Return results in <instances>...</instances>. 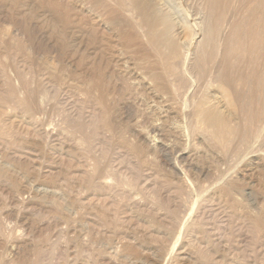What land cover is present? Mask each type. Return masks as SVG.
<instances>
[{
    "label": "rangeland",
    "instance_id": "rangeland-1",
    "mask_svg": "<svg viewBox=\"0 0 264 264\" xmlns=\"http://www.w3.org/2000/svg\"><path fill=\"white\" fill-rule=\"evenodd\" d=\"M56 1L0 0V264H264V119L228 148L193 132L201 82L187 71L182 90L144 89L141 54L153 51L121 46L112 29L101 37L90 0ZM171 4L192 28L174 36L189 68L211 18L200 0ZM117 51L139 76H119ZM161 137L170 150L157 149Z\"/></svg>",
    "mask_w": 264,
    "mask_h": 264
},
{
    "label": "bare ground",
    "instance_id": "bare-ground-1",
    "mask_svg": "<svg viewBox=\"0 0 264 264\" xmlns=\"http://www.w3.org/2000/svg\"><path fill=\"white\" fill-rule=\"evenodd\" d=\"M58 1L59 0H57L56 2H58ZM200 1H202V3L204 4V6L207 10V13L209 15L208 19L209 18H211V19H209L210 23L206 24V25H208V28H205V29H207V35L204 34L205 35L204 38L205 37L206 38L201 42L200 47H199L200 48L199 52L197 51V55H195V57L193 58V62H191L192 65L189 68L188 67L186 68L185 63H186L188 57H187V55H185V54H187V52L185 54L183 53V51L186 50V49H184V50L182 49V45H184V43L182 42L183 44L181 45L180 44L181 41L179 42L178 41L179 39L178 40L175 39L174 36L177 37L176 35H179L185 31L190 33V32H192V28H191V25L189 24V22L185 18H183V17L181 18L179 16H178L179 18H177V16H175L174 11L172 10V8H173L172 4H171L172 0H90V2L94 3V5L97 8L102 10L101 13L100 12L97 13L98 11L95 12V13H97L96 15H97V18L100 22V24H99L100 29L101 28L104 29V30H102V29L100 30V31H102L101 37H102V33H105L108 35L109 31L106 32V29L107 30L112 29L113 31H111V32H116L117 35L119 36L121 46H124L126 48L136 46V48L140 51H146L148 49L150 51H153V55L151 53L149 54L147 52H142V54H141V62L143 64V65L140 64L141 69H144V70L147 69L149 71L147 77H148V80H150V81L146 80L147 78L144 76L145 74L142 75V76H144V78H143L144 80L141 79L142 76H140L139 79L143 80L141 83L144 84V87H145V85H146V87L149 86V88H150V86H154V90H155V88H156L155 85L158 84L157 86L162 88V89H165L166 87L168 88L167 85H170V86L174 87L175 89H179V90L181 89L182 90L185 86L187 87V84L189 81L187 78V71H188L189 73H191L190 75H192L193 78H196L198 80V82H201V84H200L201 87H202V85L204 86V89L202 90L200 96L198 94L199 98H198V100L196 99V103H195L193 111L191 113V116L194 118V121H195V123H191V124L189 123L191 125L192 131L195 132L197 126L199 125L198 128L203 129L204 134L206 133L207 136H209L212 140L216 141L217 143H220L225 148L226 147L228 148L234 142L233 138H235V137H237V139H238V141H236V142L243 145V144L247 143L256 134L257 130L259 129V127H260V125L264 119V0H200ZM67 3L68 2H66V4ZM82 3H85V2H82ZM55 5L60 6L59 4H55ZM77 5H75V6H77ZM63 7L65 8L66 5ZM80 7H81V4H80ZM198 7L199 6H197V8ZM67 8H68V5H67ZM67 8H65V10ZM229 9H231L230 11L232 13V18H231L232 20L230 19L231 23H230L229 31L225 34L223 39L221 38L223 40V42H222V45H223L222 51L223 52H222V55L220 57H218L217 53L220 50L218 52L216 51V49H217L216 47H218V46H216V42H217L216 39H218L219 34H221L223 24H224V22H226V18L228 16L227 13H228ZM90 11H93V10H90ZM94 11H96V10H94ZM84 12H86V11H84ZM91 13H93V12H91ZM77 15H79V14H77ZM70 17H72V16L70 15ZM39 18H41V17L39 16ZM66 19H68V18H65V20ZM92 19L93 18H91L89 20H91L92 22L97 21V20H94V19L92 20ZM91 21H89V22H91ZM228 25H229V22H228ZM228 25H226V26H228ZM91 26L94 27L95 25H91ZM96 26L94 27L95 29H96ZM58 27H59V24H58ZM88 28H90V27H88ZM90 29H89V31H90ZM98 30H97V32H99ZM134 30H138V33H135ZM93 31H95V30H93ZM61 33H63V32H61ZM94 33L95 32H93V34ZM111 34H115V33H111ZM141 36H142V40H145V45L137 42L138 38H141ZM186 37H188V36H186ZM98 38L101 39L99 36H98ZM107 38L110 41V45H112L113 43L111 44L112 41L110 40V38L109 37H107ZM90 40H92V39H90ZM99 41L102 42L103 40H99ZM115 41H116V46H117V39H115ZM93 42H94V40H93ZM94 43H96V42H94ZM105 44H103V45H105ZM186 44H188V43H186ZM114 46H115V44H114ZM114 46H113V48H114ZM189 47H191V46H189ZM96 48L97 47H95V49ZM103 48H104V46H103ZM98 49H100V48H98ZM107 49L109 50V48H107ZM114 49H116V48H114ZM94 51H96V50H94ZM103 51H104L103 53H105V50H103ZM188 51H189V49H188ZM79 53H80V51H79ZM112 53L113 54H111V57L108 56L109 57L108 59H110V58L112 59L114 57L116 58V62H117L116 67H118L120 70V71L118 70L120 72L119 76L122 75L121 72L122 73H129L130 75H131V73H133L134 76L136 74L138 76L141 74L139 71L138 72L134 71V70L132 71L131 66H129L130 62L133 60L130 61L127 58L125 59L124 54L118 53V51H117V53H114V52H112ZM108 54H106V55H108ZM88 55L89 54L87 53V56ZM101 55H102V53H101ZM125 55H127V53ZM90 56H92V55H90ZM102 57H100V58H102ZM127 57H131L130 54ZM152 57H154L155 60H152ZM217 57L221 58L220 61H218V62H216L218 60ZM60 58H62V57H60ZM131 58H134V57H131ZM93 59H91V61ZM108 59L105 56V61ZM125 60L130 61L128 65L125 64ZM95 61H97V60H95ZM92 62H91L92 66H93V64L97 63V62H95L92 64ZM114 62H115V60H114ZM97 64L99 66V63H97ZM112 64L113 63H111V65ZM106 65H107V63H106ZM134 65H135V63H134ZM98 66H96V67H98ZM99 68L100 67H98V69ZM135 68H137V67H135ZM155 68H158V69L160 68L162 70V73L161 74L155 73L153 71ZM60 70H62V69H60ZM90 70L92 71L93 69H91V67H90ZM113 71H116V70H113ZM118 71H117V73H118ZM94 72L93 73L91 72V74H93V75L90 74L94 80H96V78L99 80H102L103 77H106L102 72H99V75H98V73H96V76H95ZM125 77H123V78H125ZM129 77H127V78L129 79ZM131 77H133V76H131ZM189 77H191V76H189ZM127 78H125V80ZM118 79L120 80V78H118ZM139 79H137V81H134L136 79H132V81L136 82V85H137ZM94 80H92V81H94ZM106 80H108V78H106ZM103 81L105 82V80H103ZM127 83H128V80H127ZM141 83L138 84L137 86L141 85ZM154 83H155V85H154ZM95 85L97 86V83ZM98 85H99V83H98ZM134 86H135V84H134ZM190 86H192V85H190ZM103 87H104V85H103ZM136 87H134V89H137ZM146 87L144 89H146ZM124 88H126V87L124 86ZM131 88H132V86H131ZM193 88H194V86H193ZM202 88H200V89H202ZM134 89H133V91H135ZM141 89H142V87H141ZM168 90H169V88H168ZM105 91H103V92H105ZM172 91H173V89L171 90V92ZM166 92H167V89H166ZM112 93H113V91H112ZM129 94H131V93H129ZM183 94H184V92H183ZM157 95L161 96L162 94H157ZM176 95H178V94L176 93ZM229 96H232V98H231L232 100H228ZM155 97H157V96H155ZM134 99H136V98H134ZM174 100H176V99H174ZM183 100H184V97H183ZM98 101H100V99ZM167 101H168V99H167ZM189 103H191V100ZM171 107H173V106H171ZM186 107H187V105H186ZM174 108H176V107H174ZM222 108L227 109V111L224 112L222 110ZM232 108H233V110L230 111ZM176 109H174V110L177 113ZM183 109H185V108H183ZM236 115H238V117L241 118V120H242L240 124L239 123L234 124V118ZM163 122H161V123H163ZM156 125H157V123H156ZM185 125H187V124H185ZM165 129H166V127H165ZM5 131H7V130H5ZM5 133L6 132H3L2 129L0 128V137L4 136ZM138 133H139V131H138ZM158 133H160V131ZM10 134H9V136H10ZM163 135H165V134H162V136ZM193 137H194V135H193ZM198 137H200V136H198ZM161 138H162V140L159 139L160 142L157 141V143L159 142L158 146H156L157 149L160 148L163 151L170 150L171 144L169 143L170 144L169 145L167 141H166L167 143H165V140H164V142H162L164 137H161ZM6 140H7V138H6ZM189 141H190V139H189ZM148 145H150V144H148ZM198 145H200V144H198ZM251 145H252V143H251ZM253 146H254V144H253ZM233 148L231 149L232 152H233ZM238 148L239 147H235V151H237ZM231 150H228V151H230V154L232 153ZM259 151H260V148H259ZM225 152H227V149ZM252 152H254V151H252ZM245 153H247V152H245ZM237 154L239 155V151L237 152ZM243 155H245V154H243ZM240 157H243V156H240ZM177 159H179V158H177ZM238 159H239V157H238ZM242 159H240V160H242ZM244 159H245V157H244ZM209 163H210V161H209ZM173 168L175 169V166ZM95 179L96 178H94V180ZM98 179H100V178L98 177ZM97 182L99 183V181H97ZM92 191H94V190H92ZM117 192H118V190H117ZM10 252H13V250ZM13 254H16V253L14 252ZM1 256H2V254H1Z\"/></svg>",
    "mask_w": 264,
    "mask_h": 264
}]
</instances>
